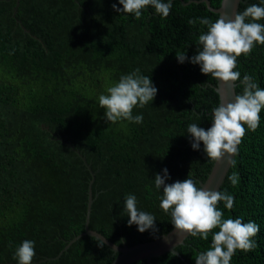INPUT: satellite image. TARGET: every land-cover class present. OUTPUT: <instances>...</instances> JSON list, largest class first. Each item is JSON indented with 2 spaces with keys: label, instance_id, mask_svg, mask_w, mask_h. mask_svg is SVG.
<instances>
[{
  "label": "trees",
  "instance_id": "trees-1",
  "mask_svg": "<svg viewBox=\"0 0 264 264\" xmlns=\"http://www.w3.org/2000/svg\"><path fill=\"white\" fill-rule=\"evenodd\" d=\"M209 1L218 7L221 0ZM15 3L0 0V264H18L15 251L24 240L35 242L32 264H111L118 253L94 236L81 235L65 248L84 230L92 178L86 164L94 173L89 228L128 246L172 228L154 179L167 169L165 183L192 178L200 186L213 165L202 142L192 148L187 128H210L219 105L215 78L190 62L207 31L199 20L214 22L218 15L203 2L182 0H171L167 18L149 6L140 19L115 11L114 4L123 8L119 0H19L14 12ZM252 4L264 6L244 0L238 12ZM177 53L187 59L180 63ZM136 69L151 77L157 95L134 108L142 123H110L99 96ZM235 70L264 88V45L238 57ZM235 92L243 93L240 81ZM233 160L219 191L232 195L234 206L219 208L225 218L255 222L260 231L256 249L237 250L230 264H264V109ZM233 173L236 186L228 180ZM128 195L156 218L154 229L129 226ZM210 245L211 235L207 241L187 236L178 254L165 252L151 264H196Z\"/></svg>",
  "mask_w": 264,
  "mask_h": 264
},
{
  "label": "clouds",
  "instance_id": "clouds-1",
  "mask_svg": "<svg viewBox=\"0 0 264 264\" xmlns=\"http://www.w3.org/2000/svg\"><path fill=\"white\" fill-rule=\"evenodd\" d=\"M264 3V0H262ZM122 9L113 5L117 12L132 14L136 19L151 6L161 18H167L171 11V0H119ZM264 6L252 4L243 12H237L234 19H225L222 15L214 22L207 17L199 23L207 26V31L198 37V52L191 58V63L200 65L202 74L216 78L224 83L243 85V93L236 95L234 102L220 104L212 109L211 127L205 130L196 123L188 125L187 133L193 138L192 148L199 150L201 142L208 159L220 161L225 155L233 158L238 153V146L248 130L255 132L260 125V113L264 109V88L253 78L236 71L237 58L248 57L257 45H264ZM196 20L188 23L195 25ZM180 63L187 57L177 53ZM157 95L151 77L140 74L136 69L122 75L117 83L107 89V94L99 96V107L105 109V117L110 123L129 121L142 123V115H133L136 107L143 108ZM229 163L234 164L230 159ZM164 175L157 174L155 188L163 192L160 208L171 215L176 231L187 236L200 237L207 241L211 235V245L195 258L196 264H230L237 250L244 253L256 249L254 239L259 231L255 222H243L240 218H225L219 205L223 202L226 209L234 206V197L226 192L206 190L198 186L192 178L167 184L168 170ZM233 186L239 181L237 173L228 176ZM128 213L129 226L135 224L138 231L154 229L156 218L137 208L135 195L124 198ZM216 229H219L216 231ZM103 246V241L100 243ZM36 255L35 242L24 240L15 251L18 264H32Z\"/></svg>",
  "mask_w": 264,
  "mask_h": 264
},
{
  "label": "water",
  "instance_id": "water-1",
  "mask_svg": "<svg viewBox=\"0 0 264 264\" xmlns=\"http://www.w3.org/2000/svg\"><path fill=\"white\" fill-rule=\"evenodd\" d=\"M244 0H221L220 5L218 7H212L209 0H188L183 1L182 4L186 5L191 2H203L205 3L206 7L211 11L218 15H222L225 19H234L235 14L238 12V8L241 2ZM19 5V0H16V3L13 7L14 12L17 10ZM216 84L211 86L214 88L216 93L218 94L219 105L227 104L230 102H234V98L236 96L235 92V85L229 83H224L219 81L215 78ZM70 145V144H69ZM73 148V147H72ZM76 152L79 151L76 149ZM84 163L86 164V160L83 156H81ZM235 157V156H234ZM225 155L220 161H214L211 167L210 172L208 173L206 179L200 182V186L205 188L206 190H213L218 191L220 190L221 185L224 182L226 174L231 167V163H229L230 159H234ZM88 170L90 171L92 178L89 181L88 186V196L86 202V211H85V220H84V230L83 232L75 235L71 238L68 243L65 245V248L75 239L79 238V236L88 234L94 236L95 238L103 241L104 244L108 245L114 253H118L117 256L112 260L111 264H132L135 261L145 259L146 264H151V259L153 257H157L165 252H172L178 254L176 251V247L183 243L184 239L187 237L186 233H181L176 231L172 224V228L165 234L160 236H155L152 240L137 243L131 246L126 245L123 243L122 245H118L108 238H106L101 233L97 232L89 228V218H90V211H91V204L93 202L92 191H91V184L94 179V173L87 165Z\"/></svg>",
  "mask_w": 264,
  "mask_h": 264
}]
</instances>
